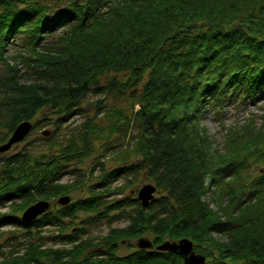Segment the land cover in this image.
I'll list each match as a JSON object with an SVG mask.
<instances>
[{
    "label": "trees",
    "instance_id": "obj_1",
    "mask_svg": "<svg viewBox=\"0 0 264 264\" xmlns=\"http://www.w3.org/2000/svg\"><path fill=\"white\" fill-rule=\"evenodd\" d=\"M0 64V145L54 115L44 149H0V264H185L158 247L182 237L204 264H264V128L250 116L215 145L201 122L264 98V0H0ZM90 93L94 115L58 138ZM102 96L127 98L129 114ZM97 156V173L69 166ZM41 199L50 208L23 219ZM104 217L127 223L89 233Z\"/></svg>",
    "mask_w": 264,
    "mask_h": 264
},
{
    "label": "rangeland",
    "instance_id": "obj_2",
    "mask_svg": "<svg viewBox=\"0 0 264 264\" xmlns=\"http://www.w3.org/2000/svg\"><path fill=\"white\" fill-rule=\"evenodd\" d=\"M15 49L13 47V45H8L7 47V53L10 55L12 52H14ZM2 65L0 64V71H2ZM100 97V95L97 94H93L90 93L87 97V100L85 99L84 102L82 103V107L80 109V113H76L71 115L62 125V127L60 128V131L58 132V138H61L60 136H65V134L67 133V131H69L70 127H77V125H79L88 115L92 116L94 115V112L96 110V99ZM101 98H103V102H105L106 104L103 105V111L108 110V109H112L113 108H119L121 109L122 112L129 114V107H128V100L123 99V98H105V96H102ZM102 101L99 102V104H104ZM264 98L258 100L257 104H250L247 106H241V107H237V106H233L230 105L228 106L227 110L222 113V116L216 115L211 108L207 109L204 111L203 115V119H202V123L207 127V130L210 134V137L212 138L213 142L215 145H218L224 141L225 138V134L228 130V128L230 127H241L243 126V123L246 121V119H248V117L253 116V124L257 127L262 126V128H264V124H263V117H262V113H263V108L261 106H264ZM261 103V104H260ZM45 115H49V116H45ZM100 114H98V116H100ZM39 117H41V121H40V125L37 126L35 129H33L32 131H30L29 133H27L21 141H18V144L14 145L12 148H10L9 150H7V152H12L14 150V148H22L24 146H31L33 152L35 151H39L44 149L47 146V139L46 137L48 136V134H45L43 132L44 129H52V123H50V120L54 117L53 113L50 112V110L48 109H42L39 112ZM45 117V118H42ZM99 121L101 122V124L106 125L109 124L110 125V121L108 119L107 116H100ZM5 132V129L2 128L0 129V136H2V134ZM134 133V129L131 130V133ZM228 134V132H227ZM111 140H115V138H111ZM113 142V141H112ZM113 143H119V141L113 142ZM97 158V159H96ZM99 156L95 157V159H91V158H85L84 160H82V162H76L73 161L71 163V165L69 166H79L80 167V172H82L83 170L90 168V166H92L93 164H95V161H98ZM95 160V161H94ZM104 166L106 168H112L113 166H115L113 163L114 161H112L110 158L105 159V161L103 162ZM96 170L95 173L98 172L99 169V165L100 162L96 163ZM68 166V167H69ZM78 173V171H73V172H67L64 176H63V180H72L74 179L75 175ZM94 179V177L92 178ZM123 180V179H122ZM119 180V181H122ZM138 187V186H137ZM135 188V187H134ZM130 191V188H127V192ZM86 193V185L84 188L82 189H76L74 193H71L72 197H75L77 195H82ZM136 193V192H135ZM120 195L122 194H113V196L115 197H120ZM0 202H3V204L1 205V209L4 210L6 209V204H8L9 200H5L4 198L0 199ZM84 214H80L79 217H77L75 219V222H79L82 218H84ZM127 221L121 218L118 219H114L111 221H108V219L106 217L101 218V220H99L98 222H92L88 225V230L89 233L91 234H98V233H103L106 232L110 226H118V225H124L126 224ZM10 226H2L1 229H8ZM46 229H53L51 226L47 227ZM132 244H135L134 240H132ZM134 246V245H133ZM132 247V245L129 244V242H125L122 244L120 251L124 252L127 250H130Z\"/></svg>",
    "mask_w": 264,
    "mask_h": 264
},
{
    "label": "water",
    "instance_id": "obj_3",
    "mask_svg": "<svg viewBox=\"0 0 264 264\" xmlns=\"http://www.w3.org/2000/svg\"><path fill=\"white\" fill-rule=\"evenodd\" d=\"M31 127L30 121H23L19 123L14 129L12 135L7 142L0 145V149L8 148L13 142L21 140L29 131ZM156 186L152 183H146L138 189V197L142 199V203L146 204L150 198L153 197ZM70 195H61L58 201L61 203L68 202ZM50 206V201L46 199L37 200L25 208L22 213L23 219L29 220L36 217L39 213L45 211ZM138 244L140 246H149L151 241L146 237H140ZM160 249H169L181 254L184 257L185 264H204L205 255L195 251L193 241L190 238L182 237L179 240H164L158 244Z\"/></svg>",
    "mask_w": 264,
    "mask_h": 264
},
{
    "label": "flooded vegetation",
    "instance_id": "obj_4",
    "mask_svg": "<svg viewBox=\"0 0 264 264\" xmlns=\"http://www.w3.org/2000/svg\"><path fill=\"white\" fill-rule=\"evenodd\" d=\"M50 208V207H49Z\"/></svg>",
    "mask_w": 264,
    "mask_h": 264
}]
</instances>
